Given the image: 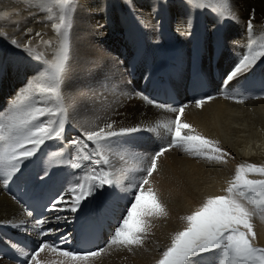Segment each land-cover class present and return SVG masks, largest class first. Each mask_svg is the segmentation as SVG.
<instances>
[{"label": "bare ground", "instance_id": "obj_1", "mask_svg": "<svg viewBox=\"0 0 264 264\" xmlns=\"http://www.w3.org/2000/svg\"><path fill=\"white\" fill-rule=\"evenodd\" d=\"M7 1L0 0V32L7 33L8 37L26 44H41V37L34 36L32 37L34 40L30 37L46 29L34 27L32 23L27 25L24 22L25 18L19 16V8L13 9ZM233 4L238 19L218 23L217 17L210 9H191L185 0H79L71 28V67L63 86L65 104L68 107L65 141L84 139L81 136L83 130L97 125L103 126L104 114L107 119L118 121V127L146 128L154 126L157 121L174 120L176 113L149 105L137 95L144 92L143 94L147 93L152 97L154 89H160L158 85L160 82L171 81L178 95L182 97L181 105H188L181 117L182 121L191 124L196 133L219 141L220 146L230 155L226 157L225 165L205 160H200V164H197L181 160L182 151L172 149L158 160V170L149 177V180L164 170L163 159H166V170L176 168L180 163H189L196 167L195 180L206 193L224 195V189L228 187L234 173L230 170L231 152L243 154L242 163L264 160V59L258 62L253 72L240 76L230 85L223 84L226 73L234 67L242 50L246 51L244 46L249 37L246 24L250 18L254 26L252 36L258 43L262 42L260 36L264 34V0H233ZM186 16H190L193 21L191 34L187 36L181 31ZM17 23H21L19 30L16 29ZM28 28L33 29L32 34L27 33ZM46 36L47 34L42 35L43 39ZM144 37L148 59L159 63L160 72L154 76L139 66L128 63V49ZM216 44L218 46H215ZM9 47L11 48V45ZM199 51H202V57L199 61H194ZM214 66L219 68L221 74L218 83L211 79ZM41 67L40 62L27 56L14 55L6 47H0V116L8 113L11 101ZM175 69L180 71L163 75L164 72ZM195 70L204 71L209 76L210 87L206 95L215 97L202 108L195 105L196 96L187 99L184 92V86ZM133 77L136 81H132ZM143 85L146 88L141 91ZM80 86L84 87V97L82 92L78 91ZM225 95L243 98L244 102L225 99ZM78 103L82 104L79 106ZM68 129L73 130L68 132ZM144 132L147 131L132 135L137 137ZM123 137L115 138L116 141L112 139L108 142V147L101 151L109 157L115 168L133 170L132 174L138 162L127 154L132 152L147 154L150 148L155 151L164 142L159 136L150 133L143 143L132 141L124 145ZM85 143L88 144L87 150L91 151L93 144L86 140ZM65 144L69 153L74 154L75 149L68 143ZM59 145L61 146V143L55 140L46 143V146ZM56 151L60 149L57 148ZM122 153L125 154L124 160L120 159ZM42 156H38V162ZM105 170L111 169L105 167ZM60 176L63 174L60 173ZM13 179L7 186L0 184V245L11 247L13 241L8 237L9 232L20 234L35 245L37 235L32 227L34 219L27 217L23 211L28 199L26 196L15 197L9 192ZM15 183L17 184L18 180H15ZM50 189L51 186L47 190L43 188L38 195L32 193L31 197L44 196L49 204L50 200L63 193L62 186L61 189L54 188L52 192ZM26 192L32 191L28 189ZM122 200L111 202L110 198L108 200L103 198L98 207L87 201L84 210L75 214L48 211L45 220L49 223L44 227L55 228L57 231L44 239L60 244L61 248L75 251L86 225L85 221L88 219L86 215L97 213L100 216L98 222L102 224L100 229L103 233L105 252L99 256L100 258L93 259L96 264H125L123 258L129 261L128 264H148L151 260L154 261L156 256L161 258L162 252L170 246L173 235L181 230L180 226L171 224L167 230L159 231L158 235L154 233L151 241L145 234L143 246L135 247L131 251L106 246V240L120 214ZM173 202L178 205L177 200ZM55 215L68 217V222L52 223ZM21 219L28 221L23 230L2 223L18 222ZM260 231L264 235V225L260 224ZM65 235L68 236L67 244L60 239ZM12 250L19 258L25 260V257L15 249ZM50 252L62 254L60 249L54 250L49 247L39 254L44 256ZM62 256L65 258L63 264H73L74 260L70 257L63 254ZM0 262L9 261L0 254Z\"/></svg>", "mask_w": 264, "mask_h": 264}, {"label": "snow or ice", "instance_id": "obj_2", "mask_svg": "<svg viewBox=\"0 0 264 264\" xmlns=\"http://www.w3.org/2000/svg\"><path fill=\"white\" fill-rule=\"evenodd\" d=\"M191 9H210L217 17V22L237 20L233 0H185ZM37 11L44 13L43 23L50 24L55 33V39L44 40L45 49L51 53L38 51L30 43L11 39L10 43L21 49L28 58L40 62L42 67L27 81L23 88L11 101L8 113L0 116V182L8 185L30 160L37 157L41 146L47 141H59L61 145L68 143L75 149L74 154L66 155L65 151H52L46 154L40 171L34 179L44 184L53 181L57 169L70 168L82 170L83 174L75 177L63 189V195H57L45 206L46 211L63 213H78L84 210L90 199L104 198L113 201L123 199L116 225L106 240V246L131 251L135 247L143 246L144 236L149 228L148 217H166V205L157 194L144 185L148 184L149 177L158 170V160L172 149H180L187 156L209 162L226 163L230 154L220 146L219 141L205 137L193 126L183 122L181 117L188 105L169 107L159 104L143 93H137L149 105L166 109L176 113L174 120L168 122L157 121L154 126L141 128L140 126L119 127L115 121H106L103 126H95L81 132L84 139L65 141L68 107L65 104L63 86L65 85L71 67L70 29L74 23V12L77 0H33ZM183 35H190L193 21L186 16ZM249 33L245 50L234 67L226 73L224 85H230L240 76L253 72L259 61L264 59V34L258 43L252 36L253 20L246 24ZM28 34L33 29H27ZM0 36L7 38V33L0 32ZM223 95V93H221ZM215 97L206 95L194 101L202 108L205 103ZM225 99H234L243 103V98L225 95ZM141 131L153 133L161 138L158 148L150 154L128 153L127 155L138 166L133 170L124 171L115 168L109 157L102 154L101 149L108 147L112 139L132 135ZM91 142L95 147L88 151ZM125 159V154H120ZM87 162V163H85ZM88 165H94L89 167ZM109 166L111 170H105ZM250 174L264 177V165L242 163L237 166L233 179L224 189L227 195H211L204 199L198 209L182 217L186 227L178 231L171 239L170 246L163 252L156 264H264V247L256 246L257 232L253 226V216L242 201H247L255 210L264 212V179H250ZM27 217L33 212L24 210ZM68 217L55 215L52 223L68 222ZM10 227L25 229L28 221L21 219L18 222L5 221ZM49 223L45 219H37L32 224L36 231L37 240L31 252L20 248L15 242L10 246L25 257L24 264H39L37 257L46 247L60 249L65 257L74 261L89 262L105 252V247L72 251L61 248L60 244L48 241L44 237L55 234L57 229L45 228ZM61 241L68 243V236H62Z\"/></svg>", "mask_w": 264, "mask_h": 264}, {"label": "rangeland", "instance_id": "obj_3", "mask_svg": "<svg viewBox=\"0 0 264 264\" xmlns=\"http://www.w3.org/2000/svg\"><path fill=\"white\" fill-rule=\"evenodd\" d=\"M19 1L20 2H18V0H8L7 3L10 4V6L13 9L16 7L19 8V12H20L19 16H21L22 18H25L24 22L27 25L32 23V24H34V27L36 26L37 28L42 27V28L46 29L44 31L41 30L39 32V33H41V35L47 34V36H46V38H44V40L55 39V33L51 29L50 24L46 27L45 23L41 22V21H43L44 13H40L37 11L36 7L33 6V0H23V1L19 0ZM20 3H22V5ZM78 3H79V0H77V6H78ZM24 4H25V6H24ZM21 6H23V8ZM153 8L157 10L156 7H153ZM163 12H161V13H163ZM21 13L23 16L21 15ZM29 21H32V22H29ZM131 22H132V24H135V22H133V21H131ZM20 24L21 23L16 24V27L18 26L16 28L17 30L20 29ZM8 36L9 35H7V38L0 36V43H2V44H0V47H4V48L6 47V49L10 50V52L13 53L14 55L18 54V55H22V56H27V55H25V53L21 49H17L15 46H13L10 43V39H14V38H10ZM34 36H35V34L30 37L31 40L32 39L34 40L36 38V36H35V38H32ZM122 36H123V33L121 34V39H122ZM70 38H71V29H70V37H69V42H70V46H71V39ZM136 38H137V35H136ZM10 45H11V48L9 47ZM33 45H35V46H33ZM36 45H38V46L36 47ZM31 46L34 48H37L38 51H44L46 53V55H48V56L51 55L50 52H46L48 50L44 48L42 43L41 44H31ZM141 50H143L144 52H142ZM139 52H140L141 56H137ZM128 63H134L136 66H139L140 68L144 69L147 73H149L153 76L157 75L160 72V69L158 68V64L151 62L148 59V53H147V49H146V37L141 38L139 40V42H137L132 48L128 49ZM179 71L180 70L175 69L173 71L164 72L163 75L170 73V72L171 73H177ZM78 91L82 92V96L84 97V87L83 86L78 87ZM144 95H147V93ZM81 104L82 103H78L79 106ZM106 121H115L116 122L115 126L117 127V129L119 128L118 127V124H119L118 121L107 119V116L104 114L103 115V122H106ZM72 130L73 129H68V132H71ZM148 134H150V133L144 132L143 135L137 136V137H133V135H127L126 137H123V144L125 145L127 143L132 142V141H137V142L143 143L144 141H146ZM115 141H116V139H115ZM115 141H114V143H115ZM46 143L41 146V149H40L37 157L34 158L33 160H30L28 162L27 166L24 167L22 169V171L14 177L15 180H18V184L20 185V187L22 189H24V187H25V189H30L32 191V193H35V195H38L37 193L40 192L43 188H45L47 190V188L49 186H51V191H53L54 188L55 189H59V188L61 189V186L64 189L67 187V185L70 182L72 183L74 181L76 176L83 174V172L81 170H72L70 168L69 169L68 168H59L60 171H58V169L56 170L57 171L56 176H58L59 178L55 177V179L53 181H49V182L44 183V184L38 183L34 179V177H35V174L38 171H40V168L42 166V161L46 159L47 153H50L52 151H56L57 148H59L60 150H63V151L67 150L65 152V153H67L66 155L70 154L69 149H67L66 144L61 145L62 147L60 145L57 147H53V146H46ZM94 147H95V145L91 146L90 150H92ZM152 152H154V150L152 148H150V150L148 151L147 154H150ZM43 154H45V156H42ZM181 155H182L181 160H188V161L200 164V159H195V158L189 157L183 152H181ZM241 155H243V154H241V153L237 154L236 152H231L230 170L233 171L234 173H235L237 166L242 164ZM38 156H42V159L39 162H38ZM165 161H166V159H163V169L164 170H162L161 174H158V176L150 179L148 184L144 185L145 190H147L148 188H151L157 194V196L160 198V200L166 205V209L168 212V215L166 217H148V218H146L149 221V228H148V231L146 233L147 237L150 238L149 241L152 240L154 233L156 235H158L159 231L167 230L171 224L180 226L181 227L180 231H182L184 229V227H186V221L181 219V218L190 214L192 211H195L196 209H198L199 206L201 205V203L204 201V199L206 197L212 195L210 193H206L202 189L200 183L195 180L196 175H197V169L194 165L189 164V163H185V164L180 163L176 168H171V169L166 170ZM85 163H87V162H85ZM252 163L257 164V165H264V160H253ZM225 164L226 163H224V165ZM88 166L93 167V165H88ZM105 167H106V169H107V167L109 168V166H105ZM60 173H62L63 176H60ZM234 173L232 174V176H234ZM16 177H18V178H16ZM249 178L250 179H264V177H261V176L256 175V174H250ZM15 180L11 182V185L16 184ZM61 183H62V185H61ZM0 184H3V183L0 182ZM226 188H227V186H226ZM63 189H61V190H63ZM63 194L64 193H62V195ZM216 195H219V194H216ZM224 195H227V193L225 191H224ZM102 199L103 198L98 197L95 199H90L89 202L98 207L100 205ZM175 200H177L178 205H175V203L173 202ZM110 201L115 202L111 198H110ZM120 202H122L123 204L125 203L124 200H122ZM242 202L245 204L246 207L249 208L250 211H254L256 213L253 216L252 222H253L254 230L257 232V239L255 241H253V243L258 247H264V235L260 231V224L264 225V212H260V211L255 210L252 205L247 203V201H242ZM90 213H92V212H90ZM86 217H93V216L87 215ZM96 218H97V220H99L98 214H97ZM70 223H71V221L69 222V224ZM59 255H60V257H59ZM158 257L159 256H156V259L154 261L151 260L148 264H156V262L160 259ZM123 259H124L125 264L129 263V261L126 258H123ZM37 260L39 261V264H63L65 262V258L62 256V254L54 253V252L47 253L44 256L40 255L39 258H37ZM5 263L6 262H0V264H5ZM8 263H6V264H8ZM10 264H13V263L10 262ZM32 264H36V262L33 261ZM73 264H96V261L95 260H92L89 262L73 261Z\"/></svg>", "mask_w": 264, "mask_h": 264}]
</instances>
